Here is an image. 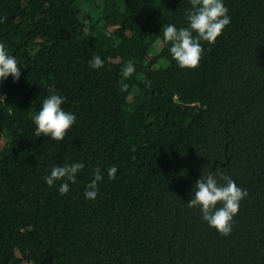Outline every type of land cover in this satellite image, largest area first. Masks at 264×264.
Instances as JSON below:
<instances>
[{
    "label": "trees",
    "instance_id": "trees-1",
    "mask_svg": "<svg viewBox=\"0 0 264 264\" xmlns=\"http://www.w3.org/2000/svg\"><path fill=\"white\" fill-rule=\"evenodd\" d=\"M223 3L230 24L182 70L162 28L188 27L190 0H0L21 69L0 82V264H264V0ZM53 94L77 117L63 141L35 136ZM79 162L66 195L47 185ZM203 172L249 194L227 237L186 205Z\"/></svg>",
    "mask_w": 264,
    "mask_h": 264
},
{
    "label": "clouds",
    "instance_id": "clouds-1",
    "mask_svg": "<svg viewBox=\"0 0 264 264\" xmlns=\"http://www.w3.org/2000/svg\"><path fill=\"white\" fill-rule=\"evenodd\" d=\"M191 9L186 13L188 27L177 29L175 25L165 24L162 35L166 43L171 44L170 53L178 66L184 69H196L199 66L203 48L201 42L215 44L223 30L230 24L231 19L223 0H190ZM6 17L0 22H6ZM90 67L100 69L104 67L102 58L94 55L89 61ZM135 72V65L129 61L122 69L120 91L126 92L129 85L125 80ZM21 69L17 65L14 56L6 52L5 45L0 43V82L9 77L18 82ZM146 86L151 85L146 81ZM64 98L53 94L47 97L41 110L33 119L36 125V137H50L54 141H63L67 131L76 122V115L63 110ZM84 163L65 164L54 166L50 175L44 177L48 186H54L57 181H63L59 185L58 192L61 196L70 191L69 182L76 183L77 174L84 168ZM117 167L107 169L109 179L115 180ZM219 177V179H218ZM104 179L99 168L93 172V179L87 184L84 193L88 200H95L98 195V184ZM223 181L221 183L220 181ZM192 198L186 204L190 209H198L202 219L227 237L232 232L234 217L239 213L240 203L249 195L246 189L237 186L236 182L224 173L209 172L202 174L192 190Z\"/></svg>",
    "mask_w": 264,
    "mask_h": 264
}]
</instances>
